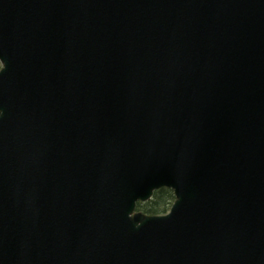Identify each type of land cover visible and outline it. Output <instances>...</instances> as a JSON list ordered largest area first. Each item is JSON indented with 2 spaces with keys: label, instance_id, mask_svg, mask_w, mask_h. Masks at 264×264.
Masks as SVG:
<instances>
[{
  "label": "water",
  "instance_id": "obj_1",
  "mask_svg": "<svg viewBox=\"0 0 264 264\" xmlns=\"http://www.w3.org/2000/svg\"><path fill=\"white\" fill-rule=\"evenodd\" d=\"M0 65V264H264V0H0Z\"/></svg>",
  "mask_w": 264,
  "mask_h": 264
},
{
  "label": "trees",
  "instance_id": "obj_2",
  "mask_svg": "<svg viewBox=\"0 0 264 264\" xmlns=\"http://www.w3.org/2000/svg\"><path fill=\"white\" fill-rule=\"evenodd\" d=\"M174 195L171 189L161 187L155 190L151 198L145 202H137L136 210L141 211L145 214H162L168 211Z\"/></svg>",
  "mask_w": 264,
  "mask_h": 264
},
{
  "label": "rangeland",
  "instance_id": "obj_3",
  "mask_svg": "<svg viewBox=\"0 0 264 264\" xmlns=\"http://www.w3.org/2000/svg\"><path fill=\"white\" fill-rule=\"evenodd\" d=\"M169 210V209H168ZM166 213V212H165ZM162 214H164V213H162Z\"/></svg>",
  "mask_w": 264,
  "mask_h": 264
}]
</instances>
